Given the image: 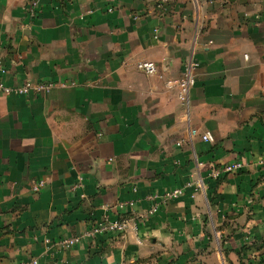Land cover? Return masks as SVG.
<instances>
[{"label":"crops","instance_id":"obj_1","mask_svg":"<svg viewBox=\"0 0 264 264\" xmlns=\"http://www.w3.org/2000/svg\"><path fill=\"white\" fill-rule=\"evenodd\" d=\"M30 2L0 0L5 80L53 86L0 93V264H264V0ZM191 58L187 107L167 82ZM175 187L124 233L56 244Z\"/></svg>","mask_w":264,"mask_h":264},{"label":"built area","instance_id":"obj_2","mask_svg":"<svg viewBox=\"0 0 264 264\" xmlns=\"http://www.w3.org/2000/svg\"><path fill=\"white\" fill-rule=\"evenodd\" d=\"M37 0H31L29 3V11L31 15L35 14V10L37 7ZM198 66V62L189 59L184 66L183 73L180 77L175 79H170L167 82L169 87H175L177 89V96L181 100L183 104L189 107L191 91L196 82V69ZM137 67L145 72L146 74L153 75L159 72V65L157 62L152 60H140L137 62ZM9 72V67L7 66V62L5 59V53L0 46V93L1 94H25L28 95L30 93H43L48 92L52 88L53 84L49 82H34L31 80H26L22 84L12 85L7 83L5 80V75ZM193 134H199L198 128H192ZM201 137L210 142L215 141L214 135L210 131H205L200 133ZM244 167V163L242 161H233L226 163L222 167H216L212 169L209 173V176L212 178L218 177L221 173H229L239 171ZM45 184V180H40L39 182L34 183V189L40 190ZM192 184L191 182L189 183ZM195 185L199 188L203 184L201 181H195ZM81 179L77 182L73 188L77 189L81 187ZM184 194L183 187H175L172 189H167L164 192H151L147 198L152 200L153 203L151 206L141 211L140 214H133L129 216V213H133L137 208V200L136 199H125L120 200L115 205L117 216L115 218L106 215L100 219L94 221L93 225L83 230L81 233L71 234L66 237H61L56 240V244L60 247L70 248L74 247L77 244L82 243L86 238L96 237L97 235L105 234V233H124L128 230L131 225V222L134 221V224L138 222V220L146 219L159 210L161 204L164 202L171 201L176 199ZM85 194H82L84 196ZM50 239L47 238V241ZM21 264H38L37 259H33L30 261H25Z\"/></svg>","mask_w":264,"mask_h":264},{"label":"trees","instance_id":"obj_3","mask_svg":"<svg viewBox=\"0 0 264 264\" xmlns=\"http://www.w3.org/2000/svg\"><path fill=\"white\" fill-rule=\"evenodd\" d=\"M149 264H151V263H149Z\"/></svg>","mask_w":264,"mask_h":264}]
</instances>
